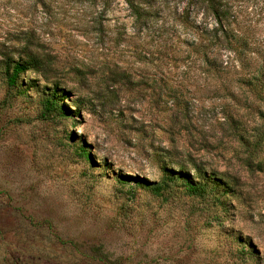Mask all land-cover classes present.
Listing matches in <instances>:
<instances>
[{"label": "rangeland", "instance_id": "rangeland-1", "mask_svg": "<svg viewBox=\"0 0 264 264\" xmlns=\"http://www.w3.org/2000/svg\"><path fill=\"white\" fill-rule=\"evenodd\" d=\"M134 1L139 26L123 0H0V69L40 65L0 74V264H264V105L239 82L264 74V0ZM54 84L67 117L42 114ZM161 167L227 194L117 182Z\"/></svg>", "mask_w": 264, "mask_h": 264}, {"label": "trees", "instance_id": "trees-1", "mask_svg": "<svg viewBox=\"0 0 264 264\" xmlns=\"http://www.w3.org/2000/svg\"><path fill=\"white\" fill-rule=\"evenodd\" d=\"M129 11L134 25L143 23L148 17V12L145 11L140 5L134 0H123ZM206 12L212 14L215 20L218 19V7L214 0H197ZM238 47H228L233 53L239 52L240 46L239 41L235 40L233 43H229ZM40 68L39 62L33 58L28 57L24 61H10L5 60L2 63L0 74L3 76L5 85L11 89H15L18 86V78L21 74L26 71L38 72ZM240 84L243 85L248 91L264 105V74L259 72L255 76L244 77L240 79ZM65 93L58 89L56 84L52 85L45 92L44 98L41 101L42 114L47 116L50 114L56 117H67L69 111H66L60 104ZM73 109H77V103L73 102ZM260 118L264 120V113H260ZM264 139V132L258 136L254 141V147L261 144ZM79 156L87 161H90L88 153L82 148L78 147ZM259 171L264 176V165L258 167ZM160 180L157 182H149L139 178H124L117 179L120 185H133L137 188L143 189L149 192L153 196L163 197L174 195L175 193L191 196L200 200L215 203L220 205L219 197L227 194L228 187L222 183L219 179L207 176L204 173H200L197 169L195 170L196 177L202 180L199 183H192L184 176L168 171L165 167L160 169Z\"/></svg>", "mask_w": 264, "mask_h": 264}]
</instances>
